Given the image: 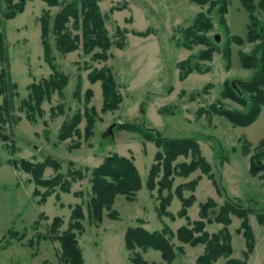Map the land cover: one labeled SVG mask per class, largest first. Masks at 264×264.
<instances>
[{
    "label": "rangeland",
    "instance_id": "374dc122",
    "mask_svg": "<svg viewBox=\"0 0 264 264\" xmlns=\"http://www.w3.org/2000/svg\"><path fill=\"white\" fill-rule=\"evenodd\" d=\"M98 4L107 18L104 22L107 35L113 42H120L122 40L115 35L116 29L124 31L125 48L119 50L110 46L106 60H94L92 55L99 52L98 49L89 55L81 50L63 55L55 49L50 36L54 64L58 71L68 77V83L60 94L54 92L48 100H44L39 108L42 116L35 113L33 122L26 118V113L19 106L21 100L28 97L27 87L31 83L52 74L44 60L40 17L44 11H49L52 18L59 8H50L41 0L28 1L23 12L14 19L1 21L0 31L4 36L7 61L0 63V70H5L16 87L10 88L12 106L6 116V124H0V134H6L9 138L7 142L0 139V244L9 239L8 230L26 232V237L21 242L11 240L8 248L0 250V264H60L57 242L40 241L32 248L24 243L34 239L36 231L32 230L31 225L36 220L40 223L39 233H47L54 217L63 219L61 231L65 230L71 209L76 204L82 205L84 213L81 221L83 230L76 232L84 264H131V252L125 248L123 238L129 228L142 227L148 232H160L167 228L175 232L186 224L185 219L177 217L181 205L175 195L167 208V215L157 212L160 204L157 186L153 190L146 189V176L150 166L155 163L154 155L158 149L138 134L119 130L118 126L123 123L146 125L173 140L191 138L197 142L201 155L212 168L221 193L200 170L187 177L174 176L171 193L176 186L198 179L194 192L183 191L184 197H195L192 206L186 210L189 222L201 220L199 210L208 199L213 200L216 209L227 198H238L242 202L253 198L258 206L264 203V180L252 177L247 172L252 149L264 138V106L257 120L247 127L233 126L218 115H197L200 109L206 110L212 104L231 111L246 110L244 106L221 96L226 83L238 85L250 79L253 73L242 68L239 57L241 53L252 51L255 43L245 41L237 45L229 42L233 36L245 40L247 26L251 24L240 1L229 2L224 25L219 23L216 9L213 10L209 15L213 28L203 33L209 39L208 44L190 48L185 47V31L192 26L199 13L208 16V5L200 7L193 0H98ZM254 14L261 28H264V12L257 10ZM139 33L145 34L135 35ZM215 35L219 36V43L214 40ZM204 51L210 52L211 59L196 62L204 70L208 69L207 73L195 72L181 80L178 65ZM228 62H231L229 68L226 66ZM101 68L111 71L122 98L117 109L104 113L101 112L103 95L100 83L90 84L87 79L89 72ZM77 85L80 86V95L75 97ZM88 90L92 96L86 103ZM2 102L3 97L0 96V105ZM58 106L62 107V112L58 113L57 110L56 116H52L51 109ZM86 111L92 112L94 120L89 138L84 135ZM77 112L82 114V118L72 130V137L59 140L61 127L70 122ZM111 126L112 134L109 135L106 130ZM244 141L252 145L247 154L241 149ZM115 153L133 159L141 188L132 202L121 195L116 197L113 205L118 214L116 220L108 219L104 212L102 221L94 222L86 210L90 183L89 172L85 169L98 167L105 157ZM46 158L56 161L59 169L46 168L44 179H50L57 173L66 177L70 171L77 170L84 173L86 178L74 182L70 193L56 190L59 197L53 194L39 204V197L33 196L36 187L31 176L14 168L8 161L19 163L22 160L36 164ZM190 160V156H179L171 164L176 166ZM37 189L40 193L44 192L42 188ZM74 193L81 196L76 197ZM167 193L165 190L162 194L165 196ZM216 209L211 210V216L215 215ZM229 219L228 225L203 220V231L212 235L227 230L232 247L229 258L241 260L245 250L244 238L237 233L241 221L232 215ZM248 223L255 243L247 264H264V226L258 223L254 215H249ZM171 243L175 258L169 264H196L197 257L204 251L202 245L190 247L175 238ZM135 252H139V249H135ZM141 257L147 264H168L161 260L158 251L148 250ZM227 260L219 258L212 264H226Z\"/></svg>",
    "mask_w": 264,
    "mask_h": 264
},
{
    "label": "trees",
    "instance_id": "16d2710c",
    "mask_svg": "<svg viewBox=\"0 0 264 264\" xmlns=\"http://www.w3.org/2000/svg\"><path fill=\"white\" fill-rule=\"evenodd\" d=\"M28 1L33 0H0V26L2 19L11 20L18 14L22 13ZM48 7H58L59 11L51 18L49 11H44L40 17L41 28V44L44 48V60L49 65L52 74L46 79H41L37 83H31L27 88L29 90L28 97L21 100L19 109L26 113V118L30 121L35 120V113L42 116L40 105L44 100H48L52 93H61L62 89L68 83V77L58 71L54 64V58L51 52L49 37L52 36L55 49L61 54H69L81 50L83 54L89 55L95 49L96 52L92 55L94 60H106L108 58V50L110 46H115L119 50L125 48L124 31L119 28L116 29V34L120 42H113L109 35L105 23L106 16L101 13L98 0H41ZM231 0H193L200 7L208 5L206 16L204 13H199L192 26L185 31L186 43L185 47L190 48L193 45L208 44L209 39L203 33L213 28L212 19L209 15L216 9V14L219 18V23L225 24V15L228 12V5ZM240 4L250 17L251 24L247 26V33L245 40L239 36L229 38V42L237 45H242L247 41L248 43H255L254 48L248 54H240V64L242 68L251 70L252 76L246 81L240 82L236 87L226 83L222 89L221 96L230 99L245 107V111H231L223 108L218 104H212L208 108L200 109L197 113L206 115H218L224 117L233 126L247 127L252 125L261 114V108L264 106V28H261L255 12L261 10L264 12V0H239ZM4 3V4H3ZM4 7H3V5ZM145 33L135 34L137 36H144ZM215 49L212 48V50ZM210 52H202L196 57H190L183 63L178 65L180 70L179 77L185 80L192 73H207L208 69H203L198 62L210 60ZM7 56L5 52V41L2 32L0 31V63L5 64ZM230 63L226 65L230 67ZM87 79L90 84L100 83L103 102L101 112L113 111L117 109L121 103V95L118 94L114 77L109 69L101 68L94 69L88 73ZM15 88L16 84L10 81L7 73L2 68L0 70V96L3 97V102L0 105V124H6V116H8L11 109V92L10 88ZM80 95V86L77 85L74 96ZM248 95V96H247ZM92 96L91 91L86 92L85 101L89 102ZM62 112V107L58 106L52 108V116H56V111ZM87 120L85 127V138L91 136V129L93 127V114L90 111L84 113ZM82 114L77 112L75 117L70 122H66L60 129L59 140L64 141L72 137V130L81 121ZM119 130L138 134L145 141L152 142L158 151L154 155L155 163L149 168L146 189L153 190L157 186L158 200L160 202L158 207L159 215H167V208L171 203V199L175 195L180 201V209L177 217L185 219V225L181 226L175 232L164 228L163 231L148 232L142 227L129 228L124 238L125 248L131 252L129 258L131 264H147L142 261L141 254L148 250L158 251L161 255V260L166 263H171L175 258L173 251V244L171 241L175 238L179 243L195 247L198 245L204 246L203 254L196 259V264H212L219 258H226V264H247L249 256L254 250V235L249 223V215H254L255 219L260 225L264 226V203L258 206L253 198L246 202H242L238 198H227L226 201L218 209L213 200L208 199L201 205L199 210L200 221L189 222L187 211L195 201L193 195L189 197L183 196L184 190L194 192L198 179L176 186L174 192L171 193V187L174 176L187 177L188 174L200 170L202 174L212 181L219 193L221 188L214 179L212 168L210 164L204 159L199 150V145L194 139L179 138L172 139L164 137L160 131L147 127L146 125H137L131 123H123L118 126ZM209 138V137H208ZM0 139L3 142L9 141L6 134L1 135ZM212 140V138H210ZM219 148L218 143H215ZM77 146V145H76ZM251 143L244 141L242 148L243 153L247 154ZM252 154L249 156V172L252 177H259L264 180V138L258 141V144L253 147ZM179 156H190L191 160L188 163H181L179 165H172L171 163ZM8 164L16 169H19L31 176L34 182L35 189L33 196L39 197L37 201L39 204L44 203L48 197L56 194L58 190L60 193H70L71 186L74 182L81 181L86 178V175L80 170L70 171L65 177L57 173L50 179H44L43 174L46 168H52L58 171L59 164L50 158H46L41 163L32 164L28 161H8ZM89 172L90 183V197L87 203L86 210H88V217L94 222H101L106 212V217L111 220H116L118 214L113 208L114 201L117 196L121 195L128 202L134 200L136 193L141 188V180L134 166L132 158L119 156L118 154H111L104 158L103 162L91 170L85 169ZM161 174V175H160ZM160 178H159V176ZM158 178V179H157ZM157 180V181H156ZM37 188L44 189L40 193ZM168 191L167 195L163 196L164 191ZM74 196H81L80 193H74ZM216 209L215 215L211 216V210ZM236 216L241 221V226L237 233H241L244 238L245 250L242 252L243 259L229 258L232 254V247L230 244V237L227 230H221L212 235L203 231L205 222H216L224 225L230 224L229 216ZM40 217H45L41 215ZM84 219L83 208L81 204H76L72 209L69 221L65 230L61 231L63 219L54 217L48 227L47 233H39V220H36L31 225L32 230L36 231L34 239H29L24 245L32 248L40 241H51L59 244V262L60 264H84L82 250L79 246L76 232H82L83 227L81 221ZM171 219L174 217L171 216ZM203 220H206L203 222ZM9 239L5 240L4 244H0V250L9 247L11 240L21 242L26 237V232H18L8 230ZM139 249V252H135ZM43 264H47L44 262Z\"/></svg>",
    "mask_w": 264,
    "mask_h": 264
},
{
    "label": "water",
    "instance_id": "95a60500",
    "mask_svg": "<svg viewBox=\"0 0 264 264\" xmlns=\"http://www.w3.org/2000/svg\"><path fill=\"white\" fill-rule=\"evenodd\" d=\"M214 40L216 41V43H219L218 41H220L219 39V36L218 35H215L214 37ZM233 87H236V85L232 84ZM112 126L109 127L106 131H107V134L111 135L112 134Z\"/></svg>",
    "mask_w": 264,
    "mask_h": 264
}]
</instances>
